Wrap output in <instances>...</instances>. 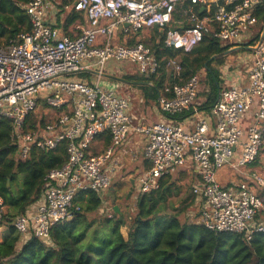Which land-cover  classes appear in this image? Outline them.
I'll list each match as a JSON object with an SVG mask.
<instances>
[{
	"label": "built area",
	"instance_id": "2783aa9c",
	"mask_svg": "<svg viewBox=\"0 0 264 264\" xmlns=\"http://www.w3.org/2000/svg\"><path fill=\"white\" fill-rule=\"evenodd\" d=\"M264 0H74L87 25L75 36L45 21L48 0H29L23 9L30 28L0 44V117L12 122L17 156L32 147L55 150L65 142L66 158L43 178L41 195L12 225L21 239L48 240L56 223L80 210V193L94 192L105 201L119 163L112 158L131 131L144 137L149 166L135 179L138 193L156 191L161 179L187 159L198 167L191 187L200 200L197 222L214 231L244 233L250 239L264 231ZM163 28L165 46L190 52L204 37L248 49L252 58L243 85L220 88L210 115L199 116L186 130L170 116L188 110L198 93L199 77L183 80L177 56L157 59L147 43L119 42V36L150 27ZM256 37V38H255ZM108 61L134 64L143 74L158 73L166 81L156 102L164 119L136 122L129 99L104 77ZM94 69L93 82L77 74ZM42 121V123H41ZM34 123V125H30ZM111 141L100 151V137ZM244 136V138H242ZM264 162V158L262 159ZM228 167L239 177L223 184L217 170ZM5 206L0 197V219Z\"/></svg>",
	"mask_w": 264,
	"mask_h": 264
},
{
	"label": "trees",
	"instance_id": "16d2710c",
	"mask_svg": "<svg viewBox=\"0 0 264 264\" xmlns=\"http://www.w3.org/2000/svg\"><path fill=\"white\" fill-rule=\"evenodd\" d=\"M28 1L0 0V37L5 36L4 43L29 30L23 9ZM256 14L258 19L263 17V3L258 5ZM154 31L158 41L154 40L150 47L157 59L181 52L183 80L204 69L209 86L198 108L210 111L221 88L217 66L223 62L222 57H211L226 51L229 45L206 35L190 52H182L165 46L162 33ZM139 34L134 32L119 42L135 44L140 41ZM134 78L148 100L153 101L162 92L164 83L171 81L161 65L158 73L137 71ZM12 127L10 119L0 117V197L5 206L0 226L7 229L0 240V264H264V231L247 239L244 233L214 231L200 222L181 220L177 212L167 216L161 212L170 188L164 182L156 191L139 193L135 213L118 206V216L111 207V213L98 220L88 218L80 210L95 212L102 206V199L94 192L80 193V210L72 218L52 226L48 240L32 234L21 239L12 225L13 219L39 198L44 176L64 163L66 150L65 142L55 150L32 147L28 156L21 159L11 137ZM103 138L104 145H109L110 135ZM116 201L117 197L114 204ZM122 227H126L125 235Z\"/></svg>",
	"mask_w": 264,
	"mask_h": 264
},
{
	"label": "crops",
	"instance_id": "0c3cea01",
	"mask_svg": "<svg viewBox=\"0 0 264 264\" xmlns=\"http://www.w3.org/2000/svg\"><path fill=\"white\" fill-rule=\"evenodd\" d=\"M73 1L74 0H48L49 6L47 7V10L45 12L46 22L57 26L65 34L71 37L80 33L81 28L87 25V18L84 12L76 11L73 9ZM154 29H157L158 31V28L153 26L147 29H142L139 32L141 34L143 32V35H144V32H146V30H154ZM120 38L127 39L129 37L119 36V39ZM137 39H139V37H137ZM155 40L158 41V38ZM0 41L2 42L0 44H4L5 36L0 37ZM147 41L149 42L148 38H146V40L143 42L147 43ZM147 44L151 45L149 43ZM221 44L225 45V43H222V42ZM243 49L245 48L240 45L230 46L226 51L222 52L221 54L213 55L211 58L213 59L215 57L224 56L233 51H241V53L245 52L246 50L249 51L248 49H245V50ZM180 55H181V52L176 54L178 58H180ZM247 56H249V60L251 61L252 55L250 54ZM238 59L239 60H237L234 65L232 64L233 62L229 61L231 63L229 64L228 61L225 60L219 66H217L218 71H219V81H220L219 83H220L221 88L228 87L232 84L243 85L246 82L247 69H248L250 61L246 59V56H244L243 54L242 56H238ZM109 62H117V61H108V63ZM124 63L131 64V63H126V62ZM130 68L131 67L129 66H124V67L119 68L116 72H113V73L106 72L104 70V77L110 80L111 83L115 85L118 93L126 96L129 99L130 113L133 116L134 121L148 123V122H154L157 120L164 119L165 118L164 115H162V113H160V111L158 110L157 102L153 100H148L143 87L140 86V84L136 82L134 78V75L137 72L136 68L134 71L135 73L131 72ZM93 71L94 69H91V71L80 72V74L78 73L77 76L80 79H83L84 81L93 82L95 79L93 75L94 74ZM129 89H132L133 94L126 92ZM198 89H199V86H198ZM199 99L200 98L196 96L194 103L188 110H185L182 113H179L178 115H176L177 116L176 118H170V119H172L173 121H176L186 130H189L193 128L194 121L199 116H204L212 126L214 123V119L213 117H211L209 111L198 108V106L203 101V100L199 101ZM144 103L145 104L147 103L148 107H145ZM150 103L152 104V106H149ZM143 107L145 108L143 109ZM242 138H244V136H242ZM98 141L99 142L101 141L104 143V138L100 137ZM144 145H145L144 137L140 134H137L131 131L127 139L124 141V143L120 147L115 148L112 154V158L119 163L118 168L124 165V163H126L127 161L135 162V161H138L139 157L141 158V162L143 161L144 163L143 168L141 171L136 173L135 178L133 179L134 183H135L136 177L149 166L148 160L143 155ZM124 158H126V161ZM263 158H264V151L262 152L261 150L258 156L259 161L254 164L255 167L257 166L262 167V164H264V162L262 161ZM219 171L220 173L225 174L224 175L225 178H223V180L221 179L219 180L223 184L234 182L239 177L235 172H233V170H231L228 167H223L217 170L216 175H218L217 173H219ZM186 173L189 175V178L192 181L191 186H190V194L188 198L189 204L192 205V207L196 206V204L200 207L201 205L200 200L191 191V187L197 184L200 178L198 167L191 159L188 158L186 163L184 165H181L178 168V170L175 171L174 173L168 175L167 177H163L161 179V182H164L166 183V185L167 184L169 185L170 187L169 195H170V191L173 189L172 183L175 181V178L177 177V179H180V177L185 176L184 174ZM183 195H184V192H179L178 194H175L174 196H176V198L181 200L180 197H183ZM171 197H173V195ZM31 205L33 206V204ZM197 213L198 211L196 212V216H197ZM1 227L2 226H0V228Z\"/></svg>",
	"mask_w": 264,
	"mask_h": 264
},
{
	"label": "rangeland",
	"instance_id": "374dc122",
	"mask_svg": "<svg viewBox=\"0 0 264 264\" xmlns=\"http://www.w3.org/2000/svg\"><path fill=\"white\" fill-rule=\"evenodd\" d=\"M138 37L139 40L141 41H145L146 38H148L149 42L147 41V43L149 44H152L153 41L158 38L154 30H146V32H144V35L142 32V34L140 33ZM230 53L220 57L223 58V61L227 60L229 64H231L230 62H233L232 63L233 65L236 63L237 60H239L238 56H242L243 54L244 56H246V59L249 60V56L247 55L251 54V52L247 50L243 53H241V51H233ZM124 66L131 67L130 68L131 72H134L136 68L134 64H125L124 62L120 61V62H109V63L107 62L104 66V70L106 72L113 73L116 72L119 68ZM197 75L199 77V89L197 96L200 98L199 101H201L204 99L202 94L208 90L209 82L207 80V76L205 74L204 69L198 70ZM126 92L133 94L132 89H129ZM147 105H148L147 103L146 104L144 103L145 107H148ZM149 106H152V104L150 103ZM145 107H143V109ZM103 146H104L103 142L97 141L94 145L93 150L100 151L101 148H103ZM124 159L126 161V158ZM143 164H144L143 161L141 162V158L139 157L138 161L135 162L127 161L126 163H124V165L117 168L115 170L114 175L111 178L110 188L108 190L107 196L104 197L105 201L103 202L102 206L95 212H83L82 210H80L81 213H84L88 218H93L95 220L102 218L105 219V217H107L108 214L111 213L110 212L111 206L112 204H114L112 203V201L114 202L116 197H117L116 204L122 207L121 209L135 213L136 201L139 193L135 187V183L134 186L132 187V185L130 184L131 183L130 180L134 179L136 173L142 170ZM217 174H218L217 175L218 180L220 179L223 180V178H225L224 176L225 174L220 173V171ZM184 175L185 176L180 177V179H177V177L175 178V181L172 183L173 189L170 191V195L167 198V202L165 203V206L163 207V210L161 212H163L167 216L177 212L181 220L197 222L198 220H197L196 212L199 210V206L196 204V206L192 207V205L189 204L188 198L190 194V186L192 181L190 180L189 175L187 173ZM179 192H184L183 197H180L181 200H179L178 198H176V196H174ZM172 195L173 197H171ZM121 232L125 235L126 227H122ZM6 233H7L6 227L2 226L0 228V238L2 239Z\"/></svg>",
	"mask_w": 264,
	"mask_h": 264
},
{
	"label": "water",
	"instance_id": "95a60500",
	"mask_svg": "<svg viewBox=\"0 0 264 264\" xmlns=\"http://www.w3.org/2000/svg\"><path fill=\"white\" fill-rule=\"evenodd\" d=\"M158 31H159L160 33H162V32H163V28H159ZM130 182H131L132 187H133V186H134V181H133V179H131ZM112 203H114V202L112 201ZM112 211H113L115 214H117L118 216H120V211H119V208H118V205H117V204H112Z\"/></svg>",
	"mask_w": 264,
	"mask_h": 264
}]
</instances>
